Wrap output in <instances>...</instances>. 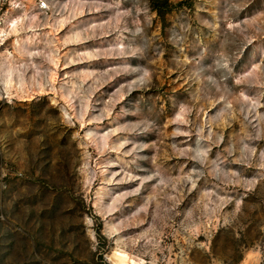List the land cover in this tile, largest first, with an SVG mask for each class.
Segmentation results:
<instances>
[{
	"label": "rangeland",
	"instance_id": "374dc122",
	"mask_svg": "<svg viewBox=\"0 0 264 264\" xmlns=\"http://www.w3.org/2000/svg\"><path fill=\"white\" fill-rule=\"evenodd\" d=\"M85 1L107 25L75 104L123 131L88 158L79 123L47 97L2 101L0 79V264H264V0ZM102 166L116 175L99 213Z\"/></svg>",
	"mask_w": 264,
	"mask_h": 264
},
{
	"label": "bare ground",
	"instance_id": "6f19581e",
	"mask_svg": "<svg viewBox=\"0 0 264 264\" xmlns=\"http://www.w3.org/2000/svg\"><path fill=\"white\" fill-rule=\"evenodd\" d=\"M75 3L77 4H74V9L68 6L67 14L58 15V17L53 15L55 10L53 0H48L47 10L43 14L41 11L35 12L32 8L33 5L27 8V11L20 10L14 19L9 16L10 14L6 19H3L0 26V79L4 87L1 90V99L12 103L15 101V97L18 99L29 98L27 102H32L35 95H40L41 98H50L52 104L61 110L69 122L74 125L79 123L81 129L86 132L85 138L88 142L82 143V145L87 148V151L94 143L96 148L101 150V137L98 138V135H104L105 145H107L104 154H110L114 151L109 147L112 139L118 138L123 129L118 131L108 129L106 133H100L105 131V128L100 125L102 118L98 117L99 122H97V114L92 99L90 98L92 102L88 103L89 105H84L81 111L77 110L75 104L80 98L81 89L84 85L97 83V76L100 75L97 67L100 70L101 63L95 57L93 43L90 42L89 36L91 32L94 33L97 29L107 25V21L100 17V19L94 16L89 18L85 15L87 6L90 4L89 1L78 0ZM12 7L13 10L21 9L22 5L12 3ZM8 45H12V52L4 50L7 49ZM17 55L20 59L16 58ZM41 59L45 61H39ZM97 62L99 63L98 66L92 68ZM107 64L110 66L108 62ZM73 67H79V73L76 74V79L71 80L69 69ZM15 94H20L25 98L20 97V95L15 96ZM79 112H82V117L78 116ZM108 118H111V114L108 115ZM112 120L107 119L110 122ZM109 127L115 126L111 123ZM125 142L126 140H120L122 145L117 144L116 151H121ZM88 153L87 157L91 158L89 151ZM103 167L100 169L101 173L109 178L103 179L97 193L99 200L96 202V207L99 213L102 212L100 209L103 201L101 195L107 189V185L113 182L111 178L116 175ZM152 171L155 172L154 167ZM145 179L136 181L141 185ZM88 184H91V181ZM141 189L142 187H139V190ZM110 191L117 192V189L114 188ZM140 196L144 197L143 195ZM108 228L112 233L121 230L117 222L113 220L108 222ZM123 238L124 235H120V239ZM248 259L246 264H257V260L260 258L259 256H250ZM112 264L145 263L142 260L131 258L122 250H117Z\"/></svg>",
	"mask_w": 264,
	"mask_h": 264
},
{
	"label": "built area",
	"instance_id": "2783aa9c",
	"mask_svg": "<svg viewBox=\"0 0 264 264\" xmlns=\"http://www.w3.org/2000/svg\"><path fill=\"white\" fill-rule=\"evenodd\" d=\"M12 1H13L12 3H18L19 5H22L21 9H16V10H26L27 8H29L30 6H33V5L34 6L32 8L34 9L35 12L41 11V13L43 14V12H45L47 10L48 0H12ZM5 10H6L5 7H0V15L2 13H4ZM7 13H8V11H7ZM2 23H3V20H2V18H0V26L2 25Z\"/></svg>",
	"mask_w": 264,
	"mask_h": 264
}]
</instances>
